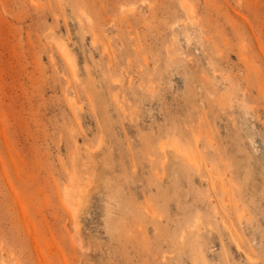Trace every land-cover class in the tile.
Instances as JSON below:
<instances>
[{
  "label": "rangeland",
  "instance_id": "374dc122",
  "mask_svg": "<svg viewBox=\"0 0 264 264\" xmlns=\"http://www.w3.org/2000/svg\"><path fill=\"white\" fill-rule=\"evenodd\" d=\"M0 264H264V0H0Z\"/></svg>",
  "mask_w": 264,
  "mask_h": 264
},
{
  "label": "bare ground",
  "instance_id": "6f19581e",
  "mask_svg": "<svg viewBox=\"0 0 264 264\" xmlns=\"http://www.w3.org/2000/svg\"><path fill=\"white\" fill-rule=\"evenodd\" d=\"M175 154L178 156V157H180L181 159H183V160H185V161H187L188 162V156L187 155H185L184 154V152L183 151H181L179 148H176V150H175ZM193 162V161H192Z\"/></svg>",
  "mask_w": 264,
  "mask_h": 264
}]
</instances>
